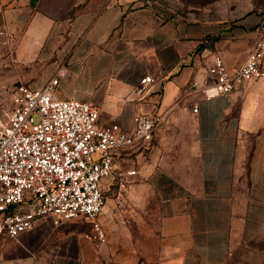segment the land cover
Returning <instances> with one entry per match:
<instances>
[{
	"label": "crops",
	"instance_id": "1",
	"mask_svg": "<svg viewBox=\"0 0 264 264\" xmlns=\"http://www.w3.org/2000/svg\"><path fill=\"white\" fill-rule=\"evenodd\" d=\"M263 11L264 0H208L185 14H167L155 0H0L13 57L45 59L52 77L66 68L60 98L97 104L103 125L132 129L142 113L163 118L147 149L124 153L140 161L129 167L138 174L125 176V246L86 238L73 220L41 218L18 239L0 240V264H226L248 134L256 138L251 177L264 190V79L210 99L192 81L216 56L240 66ZM145 75L155 82L138 93ZM49 79L22 83L38 89ZM117 201L107 198L99 217L111 235Z\"/></svg>",
	"mask_w": 264,
	"mask_h": 264
},
{
	"label": "built area",
	"instance_id": "2",
	"mask_svg": "<svg viewBox=\"0 0 264 264\" xmlns=\"http://www.w3.org/2000/svg\"><path fill=\"white\" fill-rule=\"evenodd\" d=\"M256 30L240 66L230 68L216 56L206 73L192 81L193 89L210 99L229 95L244 82L264 79V11ZM65 74L66 68L60 67L38 89L17 85L12 109L0 123V240L18 239L41 218H50L54 225L83 218L91 224L93 237L106 242L99 217L118 155L147 149L162 126L161 116L146 113L137 117L132 129L100 124L97 104L57 95ZM153 82L152 75H145L137 92ZM137 174V167L117 172L121 178Z\"/></svg>",
	"mask_w": 264,
	"mask_h": 264
},
{
	"label": "rangeland",
	"instance_id": "3",
	"mask_svg": "<svg viewBox=\"0 0 264 264\" xmlns=\"http://www.w3.org/2000/svg\"><path fill=\"white\" fill-rule=\"evenodd\" d=\"M154 1V0H153ZM208 0H155V4L167 14H185L191 6L203 8ZM204 11H199L197 16L203 18ZM0 31V123L6 119L12 108V96L14 91L22 82L31 84H42L52 77L47 75V62L45 59H19L13 57L15 47L14 42H7ZM7 49V51H6ZM29 78V79H28ZM33 84V85H34ZM256 138L254 135H247L245 145L242 147V157L238 161V166L234 175L233 199L235 202V213L231 228L230 246L226 264H264V190L253 182L251 177V157L255 152ZM130 150L122 151L124 160L117 162L116 171L108 179L115 180L109 186L107 198H119L117 215L113 227L118 229V234L111 235L108 226L103 223L107 234L105 243L114 242L125 246L127 236L122 230L125 229V201L127 197V187L129 186L125 177H118V170H125L130 166L140 164V161L133 155H125ZM126 158V159H125ZM129 158V159H127ZM127 161V162H126ZM133 161H135L133 163ZM175 193L171 192V195ZM263 197V198H262ZM79 230L85 229V237L99 242L93 237L90 224L83 218L73 220ZM62 227V225H61ZM64 228L62 231L64 232ZM88 235V236H87Z\"/></svg>",
	"mask_w": 264,
	"mask_h": 264
},
{
	"label": "trees",
	"instance_id": "4",
	"mask_svg": "<svg viewBox=\"0 0 264 264\" xmlns=\"http://www.w3.org/2000/svg\"><path fill=\"white\" fill-rule=\"evenodd\" d=\"M109 189V188H108Z\"/></svg>",
	"mask_w": 264,
	"mask_h": 264
}]
</instances>
